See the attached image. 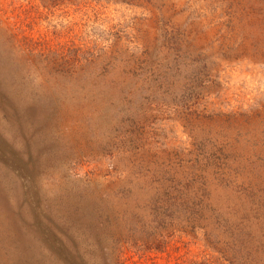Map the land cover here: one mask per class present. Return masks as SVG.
Returning a JSON list of instances; mask_svg holds the SVG:
<instances>
[{
  "label": "rangeland",
  "instance_id": "1",
  "mask_svg": "<svg viewBox=\"0 0 264 264\" xmlns=\"http://www.w3.org/2000/svg\"><path fill=\"white\" fill-rule=\"evenodd\" d=\"M263 149L264 0H0V264H264Z\"/></svg>",
  "mask_w": 264,
  "mask_h": 264
},
{
  "label": "trees",
  "instance_id": "2",
  "mask_svg": "<svg viewBox=\"0 0 264 264\" xmlns=\"http://www.w3.org/2000/svg\"><path fill=\"white\" fill-rule=\"evenodd\" d=\"M77 50H78V56L81 57L82 60H85L86 59L85 54L82 51L79 52L80 49H77ZM75 52H76V50H75ZM127 54L124 55V56H126V57H124V59H126V60L122 61V62H124V64L122 65V66H124L123 70L127 71L128 66H130L132 68V70H130V71H132V73H124V71H120L119 73H115V74L117 75L118 78L121 79V81H120L121 85H124L125 82H127L126 85H128L130 87V89H128L129 91L135 90V92L139 93V95H140L139 101H141L143 99L145 89L149 90L151 88V86L149 84L146 87V85L144 84L145 81H146V83H148V81H147L148 78L150 76H154L156 74L157 75L155 77L157 78V82L154 84V86L157 88L158 93L162 94V92H164V91H166V93L171 92V88H170L171 82H168L166 75H163V74L161 75L158 73H134L136 66H138L142 62L136 57L135 52L132 51V52H128ZM90 56H94V54H91ZM141 80H143L144 86H138L139 81H141ZM261 166H264V163L262 161L258 167H254V168L260 169ZM178 180H182V179H178ZM171 183L175 184L176 179L175 180L171 179ZM172 184H170L168 186H171ZM177 184H179V181H177ZM165 191H166V187L164 189V192Z\"/></svg>",
  "mask_w": 264,
  "mask_h": 264
}]
</instances>
